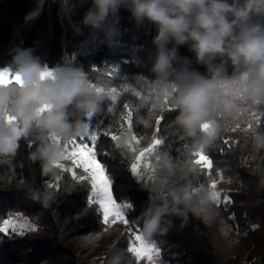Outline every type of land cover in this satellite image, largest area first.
<instances>
[{
	"label": "trees",
	"instance_id": "trees-1",
	"mask_svg": "<svg viewBox=\"0 0 264 264\" xmlns=\"http://www.w3.org/2000/svg\"><path fill=\"white\" fill-rule=\"evenodd\" d=\"M87 7L83 0H0V67L10 59L11 49L34 48L49 67L71 64L82 68L94 83L117 89L116 104L105 99L93 123L103 121L97 157L111 178L115 200L131 207L128 224L105 226L98 205H88L91 188L87 181L77 182L63 169H57L56 175L42 174L40 162L30 159L35 145L21 140L14 157H0V219L21 215L38 230L26 231L23 236L0 233V264H107L116 249L125 250L126 262L137 264L127 249L133 233L140 230L137 217L147 206L150 192L145 185L150 183L132 173L111 138L126 126L128 109L123 104L132 110L136 136L163 140L154 153L166 152L181 161L188 155L185 145L190 147L191 141L173 123L176 111L170 106L154 107L150 58L155 55L151 43L155 26L145 23L138 28L130 13L121 8L109 17L119 29L118 42L109 48L93 41L87 29L77 34ZM132 46L140 49L135 61L130 57ZM178 54L192 60L193 68L205 71L195 64L194 54L186 46L179 47ZM227 99L222 96L218 101V113H224L217 115L221 132L205 153L213 168L199 169L198 181L209 186V171L212 179L218 180L219 170L224 179L240 186L226 192L231 202L215 206L216 216L210 223L191 213L187 219L178 215L169 218L171 230L154 238L168 264H264V146L257 142L258 135L264 137V118L257 125L245 115L238 121L240 129L231 131L237 121L224 109ZM108 107L114 111L108 112ZM249 122L253 129L244 131ZM225 139L228 145L223 143ZM50 184L54 187L49 188ZM30 189L51 192L52 199L45 207L26 197ZM231 216L234 219H229ZM236 235L248 237L246 253L238 250Z\"/></svg>",
	"mask_w": 264,
	"mask_h": 264
},
{
	"label": "clouds",
	"instance_id": "clouds-1",
	"mask_svg": "<svg viewBox=\"0 0 264 264\" xmlns=\"http://www.w3.org/2000/svg\"><path fill=\"white\" fill-rule=\"evenodd\" d=\"M88 4L79 23L93 41L109 48L118 41L119 29L109 20L123 8L139 28L155 26L151 57L156 105L176 111L173 123L190 138L188 155L174 160L166 152L153 153L150 195L137 217L139 236L153 241L171 230L172 216H193L210 223L216 201L209 187L198 181L199 168L192 153L206 151L217 140L221 124L212 109L226 92L264 106V0H83ZM186 46L192 60L181 57ZM138 46L130 48L133 61ZM0 67V157H14L21 140L34 144L33 162L44 175H56L69 160L67 146L90 134L91 120L101 114L103 86L71 64L49 67L34 48L15 47ZM233 119L231 111L228 113ZM217 115L219 113L217 112ZM11 117V119H9ZM207 128H204V125ZM129 135L116 142L128 145ZM264 183V181H261ZM26 197L45 207L52 193L30 189ZM107 264H131L125 250L116 249Z\"/></svg>",
	"mask_w": 264,
	"mask_h": 264
},
{
	"label": "snow or ice",
	"instance_id": "snow-or-ice-1",
	"mask_svg": "<svg viewBox=\"0 0 264 264\" xmlns=\"http://www.w3.org/2000/svg\"><path fill=\"white\" fill-rule=\"evenodd\" d=\"M104 88V94L105 99L110 100L112 105H115L117 102V98L119 93L117 92L116 88ZM139 95V93H137ZM226 97H229L224 102V109L227 113L229 111L232 112L234 116V120L237 121L235 123L234 127H231V131L235 132L238 129H240L241 125L238 122L241 118H243L245 115L249 116L252 121H254L257 125L261 122L262 118H264V109H261L259 105L250 103L246 100H244L242 97H240L235 92H226ZM123 107L125 109H128L127 115L125 119L127 120L128 128L127 132L122 134L128 135L131 133L132 129V110L129 108V105L127 103L123 104ZM220 108L219 102H217V106L212 109L213 112V118L217 119V112ZM257 109L256 111H253V109ZM108 112H113V107L107 108ZM220 115H224L223 112L219 113ZM11 119V117H9ZM91 127L92 131L90 134L86 137L79 138L80 142L78 143L77 140L73 141L70 145L67 146V154L69 157V160L72 161V164L75 169H80L84 173V175H77L75 171H71V175L74 180L77 182H83L87 181V183L90 185L91 191L87 197L88 205L91 207L92 205H98L97 212L102 215L103 224L107 227H111L112 225L116 224L118 221L128 224V220L125 219L126 215V209H128L129 205H120L116 202V200L113 198V193L111 191V178L107 175V169L103 163L98 159L97 157V143H98V132L99 128L102 126L103 121L98 120L93 123V119L91 120ZM160 121L157 120V124H159ZM204 128H207V125L205 124L203 126ZM249 129H253V123L249 122L247 125V129L244 131H247ZM121 136L113 135L111 138L113 141L117 142ZM87 140L90 142H85ZM132 141H136L137 137L135 135H130V138L128 140V145H131ZM257 142L258 144L264 146V137L257 136ZM163 143L162 139H153L152 145L148 148L143 149L139 152V155L136 156V160L140 161L141 158H147L146 154L149 156L154 152V150L157 149L158 145H161ZM225 145L229 144V141L225 139L223 141ZM118 146V145H117ZM185 149L189 151V146L185 145ZM223 151V149H221ZM206 151H202L199 153H192L191 155L194 157L193 163L198 166L199 169H208L211 170L213 168V161L210 159L209 155L205 154ZM145 167L147 168L148 165L145 164ZM64 165H60L59 169H64ZM132 171L135 173L137 171V164L132 165ZM217 174L219 175L220 180H223V174L219 170H217ZM57 180H59V177H57ZM209 189L211 191L212 198L216 201V206L219 207V205L222 203V197L223 202H231L230 196L227 193H223L222 191L217 190V184L219 183V180L212 179L210 171H209ZM54 187V185H49V188ZM57 190H58V186ZM229 219H234V216L229 217ZM38 228L27 221L23 223H16L12 219H0V233H3L5 235H11L16 234L23 236V234L26 231H37ZM134 240H129V247L127 251L134 255L135 259L137 260V264H139V261L142 258H146L148 261V264H164V261L160 258L161 257V251L160 248L157 246L156 242L153 241H143L139 234L133 233Z\"/></svg>",
	"mask_w": 264,
	"mask_h": 264
},
{
	"label": "rangeland",
	"instance_id": "rangeland-1",
	"mask_svg": "<svg viewBox=\"0 0 264 264\" xmlns=\"http://www.w3.org/2000/svg\"><path fill=\"white\" fill-rule=\"evenodd\" d=\"M127 128H128V124L126 123V126L123 128L122 131L114 133L113 135L122 136V134L127 132ZM91 131H92V129H90V132ZM128 135H129V137H130V135H135L133 133L132 129H131V133ZM136 137H137V140L139 141V143H137L136 141H132L131 145H127L126 147H123V148L119 147V149H120L123 160L128 164V166L131 168V170H132V165L134 163L137 164V171L135 173L132 171V173L136 177H144L149 183H151L150 182V172H151L152 164L150 162V157L153 155L154 152L150 156L148 154H146L147 158H141L140 161L136 160V156L139 155L140 151H142L143 149L148 148L152 145L154 137L153 136H144V137L136 136ZM77 142L78 143L80 142L79 138L77 139ZM85 142H88V141L85 140ZM88 143L90 144V142H88ZM145 164L148 165L147 168L145 167ZM64 166H65V168L63 170L69 171V169H71L72 171H75L77 173V175H84L82 170L74 168L72 161H70V160L64 161ZM69 172L71 173V171H69ZM218 180H219V183L217 184V190L222 191L223 193H226L230 190H234L240 186L237 183H233V184L230 183V181L227 179H223V180L218 179ZM113 198H114V196H113ZM221 199H222V203L225 206H227L229 204V202H223V197ZM117 203L122 205V206L123 205H129L127 202H117ZM130 208L131 207L126 209L125 219L127 217V214L130 211ZM9 219L14 220L16 223H23L25 221L30 223L26 218H24L21 215L12 216ZM117 223H122V222L118 221ZM139 232H140V230H137L134 233L139 234ZM132 239L134 240V236L132 237ZM236 240H237L238 250L243 252V253H246L250 247V241H249L248 237L245 235H236ZM160 258L162 259V257H160ZM163 261H164V264H168L165 260H163ZM139 262L141 264H148V261L146 260V258H142Z\"/></svg>",
	"mask_w": 264,
	"mask_h": 264
}]
</instances>
